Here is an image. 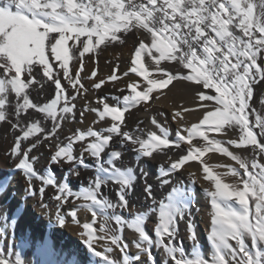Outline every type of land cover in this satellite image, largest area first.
I'll return each mask as SVG.
<instances>
[{
	"label": "snow or ice",
	"instance_id": "snow-or-ice-1",
	"mask_svg": "<svg viewBox=\"0 0 264 264\" xmlns=\"http://www.w3.org/2000/svg\"><path fill=\"white\" fill-rule=\"evenodd\" d=\"M129 33H135L138 39L130 66L120 76L116 75L119 65L114 66L107 79L117 81L134 73L144 82L142 90H138L139 81L131 80L123 96L97 97L99 107L85 102L79 112L81 123L86 112L94 113L97 123L108 118L110 123L98 129H77L62 143L58 130L66 121L77 120L75 101L78 97L83 99L90 90L81 78L85 55L96 54L101 45H124ZM73 60L78 63L70 68ZM162 62L178 65L185 71L169 70L161 66ZM0 70V123H9L12 131L20 133L8 155L25 178V192L30 197L38 195L43 203L51 188L50 198L57 202L56 219L60 225L66 222L61 215L66 205L86 201L67 210L66 215L76 224L81 223L77 219L81 209L91 213L93 223L97 216L103 219L99 230L104 235L96 237L93 223L87 222L82 224L85 231L80 233L86 237L88 251L101 258L103 264H118L108 255L113 251L111 246L123 253L122 264L140 261L141 255L147 257L145 264H158L153 249H162L167 257L159 264H264V95L259 100L261 109L252 104L255 86L264 81V0H0ZM96 76L97 72L92 70L87 79L94 80ZM62 80L74 90L73 94L69 95ZM173 81L190 82L195 88L198 107L207 110L199 123L178 130L174 140H169V129L155 117L151 123L160 134L150 131L142 135L139 128L122 130L130 109L149 101L153 92L167 88ZM48 82L54 86V98L34 102L31 92L40 95L39 90ZM106 82L101 79L91 88L99 90ZM109 99L116 103H108ZM30 112L41 114L42 119L23 122L21 118ZM175 117L182 118L181 111H176ZM48 122L51 128L46 130ZM209 132L235 133L236 138L210 139ZM197 137L205 142L202 146L193 145ZM53 138L55 141L48 147L55 150L48 164L71 166L60 179L50 167L38 171V158L31 155L43 141ZM30 139L33 142L22 147ZM114 140L119 149L131 145L135 154L133 165L121 166L124 153L114 146ZM181 142L189 145L187 153L173 159L165 149L179 148ZM225 145L250 148L252 159ZM209 151L229 157L239 167L226 165L228 172L214 174L210 166L203 165V179L212 182L204 189L210 201L207 240L211 245V255L205 258L193 223L194 191L192 187H178L174 181L186 162ZM154 152L169 161L167 167L159 166V187L171 186L166 200L159 201L158 206L153 185L147 183L148 173L141 166V162L147 163L146 158H156ZM80 169L91 170L94 176L88 178L82 190H75L68 177H80ZM222 175L238 179L226 183ZM138 178L145 181V198L153 202L150 211L156 214L152 220L154 238L146 229L147 211L134 213L131 219L120 214L131 211L128 197ZM11 179L0 182V196L11 195ZM34 180L39 182L38 189ZM195 184L193 175L191 185ZM110 185L116 186L115 202L104 191ZM43 206L48 207L46 203ZM110 220L115 221L118 229L109 227ZM181 221L192 244L190 253L185 251L183 241H178ZM15 223L13 220V226ZM125 228L138 234L134 242L138 253L134 256L129 255V243L122 236ZM96 239L107 241L103 252L95 249ZM36 245L41 254H54L48 240L37 241ZM0 264L25 262L20 256L7 259L0 251ZM70 264H76L75 259Z\"/></svg>",
	"mask_w": 264,
	"mask_h": 264
},
{
	"label": "bare ground",
	"instance_id": "bare-ground-1",
	"mask_svg": "<svg viewBox=\"0 0 264 264\" xmlns=\"http://www.w3.org/2000/svg\"><path fill=\"white\" fill-rule=\"evenodd\" d=\"M125 41L126 42L124 45L112 44L108 47L102 46L99 48L96 54L89 53L87 57L84 58L85 68L81 73V78L82 83H84L85 87L89 88L90 90L85 94L83 99L78 97L77 101H75L77 104V120L72 123L66 121L67 124L65 122L64 125L58 130L57 135L60 137V141L62 143H66V136L72 134L77 129L86 130L90 126L98 129L101 126L110 123V118H108L106 121L97 123L95 114L91 112L85 113L84 121L81 123L79 120V112L83 110L85 102H90L91 107H99L100 105L96 103L97 97L106 95L109 97L116 95L123 96L127 92V83L131 80L139 81L141 83V88H138V90H142L144 82L142 81V78L136 77L134 73H130L128 77H122L117 81H110L107 79L112 74L114 66L119 65V68L116 72V75L118 76H120L123 71L127 70L130 66V60L134 54V48L138 45V39L135 33H129L127 37H125ZM69 43L71 44L72 42L70 41ZM93 57L95 61L92 60ZM145 59L147 62V58ZM77 63L78 62L74 64ZM161 66L168 67L169 70L179 71L181 73L185 71L182 68H180V70L175 69V65L168 64V62H162ZM92 70L97 72V76L94 78V80L87 79V77L90 76ZM101 79L107 81L102 86V88L99 90L92 89L91 85ZM62 84L68 88L69 95L73 94L74 90L71 89L65 81L62 80ZM35 87L37 86H34V88ZM120 89H124L125 91L122 92ZM206 91L211 92V90ZM39 92L41 93L40 95H38L37 92H31V98L34 100V102L44 103L49 101L51 98H54L55 89L54 86L48 82L45 84L44 89H40ZM261 95H264V81H261L255 86L252 104L258 109H261V105L259 103ZM179 101L180 103L181 101L185 102L184 106L181 108L178 106ZM108 103L115 104L116 101L109 99ZM199 104L200 101L196 95V90L190 82L173 81V83L167 88L153 92L150 95L149 101L141 102V104L136 108L130 109V111L125 114V122L122 126V130L135 131L137 128H139L143 130L141 133L142 135H146L147 132L150 131H155L157 134H160L159 129H157L155 125L151 123L152 118L155 117L157 121L162 124V126L169 129V140H174L175 133L183 128V125L181 124L183 121L184 123L185 120H190L193 123H199L200 120L203 119V115L207 110L198 107ZM184 108H191L193 110L189 112H183L182 110ZM176 111H181L182 118L175 117ZM261 111L264 113V109H261ZM21 119L23 122L27 123L31 120L42 119V115L30 112ZM168 122H170L172 125L170 126ZM187 124H189V121ZM206 127L207 126H205V128ZM45 128L46 130L50 129L51 122H48L45 125ZM19 134L20 133L18 131L11 130L9 123H0V182H3L5 178H12L11 186L8 188V193L11 195L8 196V194H5L4 196H0V251H2V254L5 258L10 260H15L16 256H20L25 264H70L71 260H68L66 257V249L68 247L63 242H68L72 250L84 251L86 253L89 252L86 245L84 244V239H86V237H82L80 233L85 231L82 228V224L85 222L93 223V218L91 213L87 210H78L77 219L81 223L76 224L72 222L69 216L66 215V211L75 209L79 205L85 204L87 202L76 201L74 204L70 203L66 205L65 210L61 212V215L65 216L66 222L64 225H60L56 219L55 204L57 202L50 198L52 196L51 188L47 190L43 201V203H46L48 207L43 206V203L40 201V197L38 195L35 197L28 196L25 192V178L19 171L15 169V161L8 155L16 136ZM183 134L186 135L187 133ZM209 138L222 139L226 141L228 139H235L236 134L229 133L228 135H223L213 132L209 134ZM54 141L55 138H53L52 141H43L36 149L33 150L31 155L38 158L35 165L38 171H43L45 168L50 167L55 172L57 178L60 179L65 176L67 169L71 166L68 164H63L61 167H57L56 165L48 164L49 157L55 150L54 148H49L48 145ZM32 142V139L23 142L22 147L26 148ZM113 144L119 149V145L115 140L113 141ZM193 145L199 147L202 146L203 143L193 141ZM79 148V144L75 145L77 154L79 152ZM188 148L189 145H187L185 142H181L179 148L173 146L165 149V151L171 154L173 159H176L179 156L185 155ZM119 150L124 153V159L121 166L123 167L133 165L134 160L132 158L135 154L131 150V145ZM238 152L239 151H237V153ZM241 152L247 154L250 159L252 158L250 148H248L246 151L242 150ZM153 155L156 157L154 160L151 158H146L147 163L141 162V166L144 167L148 173L147 183L153 185V194L158 206L159 201L166 200L171 188V186L159 187L158 169L160 165L167 167L169 161L167 157L162 154H157L154 152ZM219 155H213V157H210L209 159L216 158L217 161L223 162L224 155ZM136 159L139 160V157ZM86 162L93 163L91 160H86ZM199 166L200 164L196 162V160L186 162L183 168L176 174V181H174V184H176L178 187H189L193 177V172L195 171L194 169H197ZM80 172L81 175L78 178L74 176L68 177L71 186L75 190H82L83 187L87 186L88 178L94 176V172L91 170L80 169ZM197 175L195 179L198 180L202 186H204V180L199 176L198 173ZM33 184L36 185L37 189L39 188V182L34 180ZM115 187L116 186L114 185H110L109 189L112 190L104 189L105 194L111 198L113 202L116 200L114 191ZM144 187V179L138 178L136 187L128 199L130 209H132V207H137L140 213L144 211L148 212L146 229L149 233V222H152V220L156 219V214L150 211V208L153 206V202L145 198L143 194ZM199 204L200 201H196L195 206L192 209L193 219H195V216L196 218L202 217V221L205 222L207 221L206 218L208 215H205V213H203L204 211H202L200 215H197L201 211ZM130 213L131 212H123L120 214L125 217V215H130ZM109 214L111 215V212H109ZM133 214L134 212L132 215ZM13 220L16 221L14 226ZM102 223H104L103 219L100 216H97L95 222L93 223V231L97 236L104 235V233L100 232L99 230ZM194 223H196L195 230L198 241L201 245V251L203 255L207 257L211 255V245H208L207 241H205L203 234H201L200 227H197V222ZM109 227L118 229V225L115 224L114 220L109 221ZM179 230L180 235L178 237V241L182 240L185 251L190 253L192 251V244L189 240V234L183 221H181L179 224ZM67 235L72 236L76 240L67 239ZM122 236L125 241L129 243L128 253H133V256L136 255L138 250L135 248L134 242L136 239H138V234L133 233L131 229L125 228ZM46 237H48L53 248L54 254L51 256H45L41 254L36 245L37 241H43L46 239ZM95 241H98V239ZM96 243L98 242H94V247L97 245ZM232 243L234 244V241H232ZM99 244L100 245H97L98 248L101 246L100 248L104 249L107 241H99ZM111 247L113 248V251L108 253L109 257L113 260H116L118 264H122V259L119 257L120 250L116 249L115 246ZM153 253L157 257L158 264L160 260L167 258L162 249H153ZM146 260L147 257L141 255L140 261H132L131 264H145ZM75 261L76 264H90L88 257L86 259L79 257Z\"/></svg>",
	"mask_w": 264,
	"mask_h": 264
},
{
	"label": "rangeland",
	"instance_id": "rangeland-1",
	"mask_svg": "<svg viewBox=\"0 0 264 264\" xmlns=\"http://www.w3.org/2000/svg\"><path fill=\"white\" fill-rule=\"evenodd\" d=\"M123 35V34H122ZM103 45H101L100 47H102ZM87 55L88 54H86L85 55V57H87ZM93 61H95L94 60V57H93V59H92ZM77 61H75V60H73V61H71L70 62V68L74 65V63H76ZM55 65V64H54ZM55 67V66H54ZM180 68L181 67H179L178 65L176 66L175 65V69H179L180 70ZM184 104H185V102H183V101H181V103H180V101L178 102V106L181 108L182 106H184ZM187 121V122H186ZM188 121H189V124H187L188 123ZM190 122H192V121H190V120H185V123H184V121L181 123L182 125H183V128H187V126L188 127H191L190 125H192V124H194L193 122L192 123H190ZM169 123V125L171 126L172 124L170 123V122H168ZM173 123H175V122H173ZM66 124H67V122H66ZM185 125V126H184ZM211 133H213V132H209L208 133V135L209 134H211ZM193 141H196V142H201V143H205L202 139H200L199 137H197L196 139H194ZM226 146H228L229 147V150L230 151H234V152H236L237 153V151H239L237 154H239V155H241L242 157H245V158H248L249 160H251L250 159V157L247 155V154H245V153H243V152H241L242 150L243 151H246L247 149H236V148H234V147H232V146H229V145H226ZM219 152H216V151H209V152H207L206 154H204L203 156H201L199 159H197L196 160V162H198L199 164H200V166L199 167H197V169L195 168L194 170V172H193V175H194V177H196V175H197V173L199 174V176L200 177H202V179H203V176H204V173H203V165H208V166H210L211 168H212V171H213V173L214 174H217V173H219V174H223V173H225V172H228V168L227 167H224V166H226V165H231L232 167H239L238 165H236L235 164V162L234 161H232L229 157H227V156H223V162H219V161H217V159L216 158H211V159H209L210 157H213V155H219L218 154ZM248 153V152H247ZM219 156H222V154H220ZM226 158V159H225ZM225 161H226V163H225ZM218 162V163H217ZM261 162H264V158H261ZM221 163V164H220ZM216 165H221V167H215ZM241 172H242V170H241ZM198 176V175H197ZM221 178H222V180H223V182H226V183H234V182H236V180L238 179L237 177H233V176H231V175H228V176H221ZM204 181H203V184H204V186H202L199 182H198V180H196V184L193 186V185H191V184H189L190 186L189 187H192V189H193V191H194V195H195V200L197 201V202H199L200 201V204H199V208L201 209V211L197 214V215H200V213L202 212V211H204L203 213H205V215H208L207 216V218H206V220L207 221H205V222H203L202 221V217H197L196 218V216H195V219H193V223L194 222H197V227H200V231H201V234H203V237H204V239H205V241H207V243H208V245L210 244L209 243V241L207 240V234H208V232H209V230H210V201L208 200L209 198L205 195V193H204V191H203V189H205V188H208L211 184H212V182L211 181H207V180H205V179H203ZM191 183V182H190ZM206 183V184H205ZM204 209V210H203ZM135 210V211H134ZM22 212V211H21ZM131 213H130V215H125V217H127L128 219H131L132 218V213L134 212V213H140V211L137 209V207H132V209H131V211H130ZM207 212V213H206ZM209 220V221H208ZM195 224V226H196V223H194ZM148 228H149V235H151V236H153L154 237V234H153V224H152V222H149V225H148ZM96 230H97V228H96ZM94 234H95V232H94ZM95 236L96 237H99V236H97L96 234H95ZM67 239H71V240H76V239H74L72 236H70V235H67ZM44 240H48L49 241V239H48V237H46V239H44ZM97 240V239H96ZM99 241H102V240H99L98 239V241H94V242H98V243H96L97 245H100L99 244ZM50 242V241H49ZM51 243V242H50ZM68 248L66 249V257L68 258V260H73V259H77V258H81V257H83L84 259H86L87 257H88V261L90 260V264H103V261H102V259H99L98 257H95V256H93V255H91V253L90 252H84V251H79V250H72V248L69 246V243L68 242H66V241H64L63 242ZM246 243H248V245L249 246H251V241L250 240H247L246 241ZM95 246V247H97V248H95L97 251H101V252H103L104 251V249H101L100 247L98 248V246ZM117 249V248H116ZM119 251V250H118ZM123 253H121L120 251H119V257H120V259H122V257H123V255H122ZM121 255V256H120ZM129 255H133V253H129ZM210 257V255L209 256H205V258H209Z\"/></svg>",
	"mask_w": 264,
	"mask_h": 264
}]
</instances>
